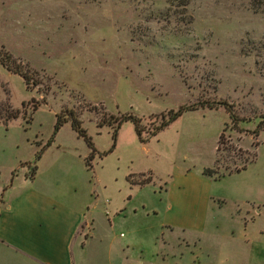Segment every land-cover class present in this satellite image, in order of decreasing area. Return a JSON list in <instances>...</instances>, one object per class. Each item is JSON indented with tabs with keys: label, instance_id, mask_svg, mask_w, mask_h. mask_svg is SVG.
I'll use <instances>...</instances> for the list:
<instances>
[{
	"label": "rangeland",
	"instance_id": "obj_1",
	"mask_svg": "<svg viewBox=\"0 0 264 264\" xmlns=\"http://www.w3.org/2000/svg\"><path fill=\"white\" fill-rule=\"evenodd\" d=\"M0 47V188L76 189L94 264H264V0H0Z\"/></svg>",
	"mask_w": 264,
	"mask_h": 264
},
{
	"label": "crops",
	"instance_id": "obj_2",
	"mask_svg": "<svg viewBox=\"0 0 264 264\" xmlns=\"http://www.w3.org/2000/svg\"><path fill=\"white\" fill-rule=\"evenodd\" d=\"M76 192L0 188V264H94L87 249L93 220Z\"/></svg>",
	"mask_w": 264,
	"mask_h": 264
},
{
	"label": "trees",
	"instance_id": "obj_3",
	"mask_svg": "<svg viewBox=\"0 0 264 264\" xmlns=\"http://www.w3.org/2000/svg\"><path fill=\"white\" fill-rule=\"evenodd\" d=\"M0 64L3 67H5L7 70H9L15 74L20 75L23 78L24 82L26 84L28 83L27 82L28 77H27L26 72L21 69L20 65L15 63V61L12 59L11 55L8 52L4 51L2 47H0ZM219 104L223 105V107L227 110V112H229V114L232 118V124H234L235 121L238 120V118L233 112L232 104L227 103V102H218V101H215V102H199V103H195V104H192L189 106H181L175 111L169 110L167 112L166 117L161 120L160 124L155 128V130L152 134H156L158 131H160L161 129L166 127L169 123H171L176 118H178L184 111L194 110V109H198L201 107L215 108ZM1 111H3L5 113L4 115H2V113L0 112L1 113L0 114V122L1 123L6 124L10 119L17 117V112L10 111L9 107L1 108ZM67 119L70 122L71 128L74 129L78 133V135L81 136L85 140L88 147L90 148V153L85 158L86 164L90 167V165H89L90 160H92L94 155L98 152L96 151V149L93 145V142L91 141L90 136L87 135L85 129L81 126L80 121L73 115L72 112H70L67 115ZM127 121L131 122L134 125L135 133L139 137L140 141H144L141 138L142 129H140V127H139V118L135 117L134 115H124V116H122L116 120V124L113 127L112 137H111L112 141H113L112 146L108 151H110L115 145L117 131L119 130L121 125ZM65 122H66L65 119H60V117L58 116L56 119V122L54 124V131H57L60 128V126H62V124ZM107 125L113 126V123H108ZM263 128H264V119H262L258 122L256 128L251 131V134H253L254 136H257L259 134V131ZM50 143H51V141H48L44 146H42L36 152L35 161L41 156V154L43 153L45 148L47 146H49ZM98 154L99 155H105L106 152H102V153H98ZM243 167H244V165H242L241 168H243ZM35 168L36 167L34 166L33 170H35ZM32 173H33V171H32ZM207 175H209V174H207Z\"/></svg>",
	"mask_w": 264,
	"mask_h": 264
}]
</instances>
